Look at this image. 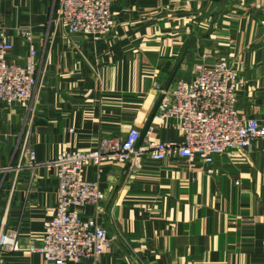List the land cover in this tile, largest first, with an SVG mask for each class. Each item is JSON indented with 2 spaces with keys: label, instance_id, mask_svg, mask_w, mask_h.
<instances>
[{
  "label": "crops",
  "instance_id": "obj_1",
  "mask_svg": "<svg viewBox=\"0 0 264 264\" xmlns=\"http://www.w3.org/2000/svg\"><path fill=\"white\" fill-rule=\"evenodd\" d=\"M59 6L0 0V37L14 45L8 61L26 64L20 31L30 27L41 83L35 115L0 102V231L17 233L20 249L3 252L5 264H48L27 252L56 213L58 180L46 162L123 141L131 128L141 144L181 143L176 122L156 118L155 87L190 80L195 64L227 56L245 81L241 116L264 127V0H114V31L72 45L55 25ZM27 132L41 165L17 171ZM210 168L178 158L147 160L139 169L89 166L85 179L105 199L101 211L85 207L82 219L97 218L110 239L96 264H264V141L227 152Z\"/></svg>",
  "mask_w": 264,
  "mask_h": 264
},
{
  "label": "built area",
  "instance_id": "obj_2",
  "mask_svg": "<svg viewBox=\"0 0 264 264\" xmlns=\"http://www.w3.org/2000/svg\"><path fill=\"white\" fill-rule=\"evenodd\" d=\"M114 0H60L55 25L64 33L67 43L75 38L100 39L115 27L112 13ZM28 42L29 56L25 65L8 61L14 45L6 36L0 37V102L18 106L34 113L41 83L37 77L40 62L34 46L35 35L30 27L20 31ZM245 81L227 56L221 55L212 66L198 63L190 80L174 88L162 89L156 118L174 121L181 143L145 140L137 128H131L123 141L103 140L89 152L64 151L44 165L53 170L58 180L56 213L45 223L44 237L32 242L29 254L43 255L48 264L98 263L110 248L106 229L96 219H82V210L95 206L101 211L105 194L98 184L85 179L89 166L105 162L130 163L141 168L143 162H164L171 158L211 167L217 157L232 150L250 151L264 141V127L256 119L243 118L237 108ZM33 107V110L31 109ZM31 107V108H30ZM30 132L20 146L17 171L38 163L32 148ZM7 168V170H10ZM100 214V212L98 213ZM17 233L0 231V258L5 251H19ZM0 264H5L0 259Z\"/></svg>",
  "mask_w": 264,
  "mask_h": 264
},
{
  "label": "rangeland",
  "instance_id": "obj_3",
  "mask_svg": "<svg viewBox=\"0 0 264 264\" xmlns=\"http://www.w3.org/2000/svg\"><path fill=\"white\" fill-rule=\"evenodd\" d=\"M115 27H116V21H115ZM115 27H114V29H115ZM114 29L112 30V32L114 31ZM111 32V33H112ZM104 38V37H103ZM100 39H102V38H100ZM100 39H97V40H100ZM87 40H95V39H92L91 37L90 38H87ZM156 88V87H155Z\"/></svg>",
  "mask_w": 264,
  "mask_h": 264
}]
</instances>
